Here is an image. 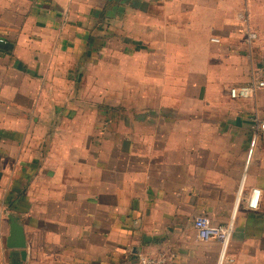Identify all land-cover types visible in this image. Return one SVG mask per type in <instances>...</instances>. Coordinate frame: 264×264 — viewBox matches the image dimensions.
I'll return each mask as SVG.
<instances>
[{
	"label": "crops",
	"instance_id": "crops-1",
	"mask_svg": "<svg viewBox=\"0 0 264 264\" xmlns=\"http://www.w3.org/2000/svg\"><path fill=\"white\" fill-rule=\"evenodd\" d=\"M262 73L264 0H0V264H264Z\"/></svg>",
	"mask_w": 264,
	"mask_h": 264
},
{
	"label": "built area",
	"instance_id": "built-area-1",
	"mask_svg": "<svg viewBox=\"0 0 264 264\" xmlns=\"http://www.w3.org/2000/svg\"><path fill=\"white\" fill-rule=\"evenodd\" d=\"M254 37V34H251ZM212 41H219L217 37H212ZM262 78L253 75L251 81L246 84L234 85L230 88L232 98H250L256 95L257 90L264 86V73ZM257 131L264 135V121L257 123ZM260 199V189L253 188L247 199L248 206L257 208ZM194 227L199 240L218 239L222 244V255L226 254L229 240L233 231L232 223L224 226H214L206 216H198L194 221ZM136 264H167L162 256H140Z\"/></svg>",
	"mask_w": 264,
	"mask_h": 264
},
{
	"label": "water",
	"instance_id": "water-1",
	"mask_svg": "<svg viewBox=\"0 0 264 264\" xmlns=\"http://www.w3.org/2000/svg\"><path fill=\"white\" fill-rule=\"evenodd\" d=\"M11 220L10 234L7 240L9 247L24 248L27 246V239L22 224L18 222L15 216L10 215Z\"/></svg>",
	"mask_w": 264,
	"mask_h": 264
}]
</instances>
